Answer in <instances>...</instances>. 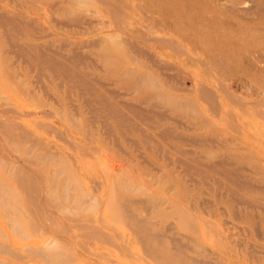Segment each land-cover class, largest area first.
I'll use <instances>...</instances> for the list:
<instances>
[{"label": "rangeland", "instance_id": "374dc122", "mask_svg": "<svg viewBox=\"0 0 264 264\" xmlns=\"http://www.w3.org/2000/svg\"><path fill=\"white\" fill-rule=\"evenodd\" d=\"M262 2L0 0V264H264Z\"/></svg>", "mask_w": 264, "mask_h": 264}, {"label": "bare ground", "instance_id": "6f19581e", "mask_svg": "<svg viewBox=\"0 0 264 264\" xmlns=\"http://www.w3.org/2000/svg\"><path fill=\"white\" fill-rule=\"evenodd\" d=\"M99 1V0H98ZM104 0H102V2H103ZM101 2V1H100ZM247 2V1H246ZM263 3V2H262ZM224 4H226L225 2H224ZM230 5V3H227V5ZM249 4V3H248ZM221 5H222V3H221ZM263 5H264V3H263ZM108 6V5H107ZM245 6V5H244ZM249 7V6H248ZM250 7H251V5H250ZM260 8V7H259ZM114 9H116V8H114ZM228 9V8H227ZM235 9H236V7H235ZM261 9V8H260ZM113 10V9H112ZM237 10V9H236ZM239 10V9H238ZM237 10V11H238ZM116 11H117V9H116ZM121 11V10H120ZM235 12V11H234ZM70 13V12H69ZM242 14H243V12H242ZM114 15L116 16V13H114ZM241 15V14H240ZM118 16V15H117ZM251 17H252V15H251ZM9 18V17H8ZM76 21H78V20H76ZM113 22V21H112ZM103 23V22H102ZM107 22H105V24H106ZM114 23V22H113ZM116 26V25H115ZM119 28V27H118ZM147 30V29H146ZM123 31V30H122ZM264 32V31H263ZM115 34H117V33H115ZM105 35V34H104ZM130 35V34H129ZM116 36V35H115ZM136 36V35H135ZM161 36V35H160ZM106 37V36H105ZM121 37V36H120ZM6 38H7V36H6ZM99 39V38H98ZM109 39V38H108ZM114 39V38H113ZM117 39H118V37H117ZM127 40V39H126ZM125 40V41H126ZM128 41V40H127ZM96 42V41H95ZM8 43H9V41H8ZM93 43V42H92ZM112 44V43H111ZM132 44V43H131ZM118 46H119V44H117ZM15 46V45H14ZM17 46V45H16ZM19 47V46H18ZM132 46H130V48H131ZM132 48H134V47H132ZM116 49V48H115ZM174 49V48H173ZM179 50V49H178ZM11 51V50H10ZM41 52H43V51H41ZM136 52L137 51H135V54H136ZM139 52V51H138ZM55 53V52H54ZM16 54V53H15ZM256 54V53H255ZM141 55H142V52H141ZM189 56V55H188ZM53 57V56H52ZM67 59V58H66ZM42 60V59H41ZM24 61V60H23ZM51 64V63H50ZM57 64V63H56ZM52 65V64H51ZM30 66V65H29ZM154 66V65H153ZM31 67V66H30ZM254 67H256V66H254ZM49 68H50V66H49ZM48 68V69H49ZM51 68H52V66H51ZM158 68V67H157ZM40 69V68H39ZM56 70V69H55ZM179 70V69H178ZM52 71H54V70H52ZM160 72V71H159ZM39 73V72H38ZM40 75V74H39ZM148 76V75H147ZM150 76V75H149ZM95 77V76H94ZM144 77V76H143ZM39 80V79H38ZM88 80V79H87ZM96 80V79H95ZM145 80V79H144ZM153 80V79H152ZM146 81V80H145ZM40 82V81H39ZM137 82V81H136ZM99 83V82H98ZM103 83V82H102ZM104 84V83H103ZM157 84V83H156ZM155 84V85H156ZM41 86V85H40ZM157 86V85H156ZM201 86V85H200ZM44 87V86H43ZM42 87V88H43ZM153 87V86H152ZM158 87V86H157ZM205 87V86H204ZM160 89V88H159ZM189 89V88H188ZM108 91V90H107ZM112 91V90H111ZM82 92V91H81ZM109 92V91H108ZM195 92V91H194ZM193 92V93H194ZM119 94V93H118ZM147 94V93H146ZM155 95V94H154ZM263 96V95H262ZM167 98V97H166ZM165 98V101L167 100ZM170 98V97H169ZM263 99V98H262ZM156 100V99H155ZM178 100L179 99H177V104H178ZM180 101V100H179ZM232 101V100H231ZM84 102H86V101H84ZM113 102V101H112ZM70 103V102H69ZM118 103V102H117ZM120 103H121V101H120ZM122 103H125V102H122ZM240 103V102H239ZM242 103V102H241ZM116 104V103H115ZM209 104V103H208ZM106 105V104H105ZM118 105V104H117ZM124 105H126V103L124 104ZM127 105H128V103H127ZM251 105V104H250ZM75 106V105H74ZM73 106V107H74ZM135 106V105H134ZM133 106V107H134ZM170 106V105H169ZM168 106V107H169ZM72 107V108H73ZM116 107V106H115ZM137 108V107H136ZM119 109V108H118ZM143 109V108H142ZM1 110V109H0ZM117 110V109H116ZM134 110V109H133ZM140 110V109H139ZM138 110V111H139ZM152 110V109H151ZM43 111H44V109H43ZM143 111V110H142ZM164 111V110H163ZM162 111V112H163ZM211 111V110H210ZM209 111V112H210ZM13 112V111H12ZM47 111H45L44 113H46ZM153 112V111H152ZM212 112V111H211ZM211 112H210V115H211ZM257 112H259V111H257ZM256 112V113H257ZM1 113V112H0ZM155 113V112H154ZM159 113V112H158ZM187 113V112H186ZM3 114V113H2ZM156 114V113H155ZM44 115V114H43ZM46 115V114H45ZM145 115V114H144ZM143 115V116H144ZM262 115H264V114H262ZM261 115V116H262ZM50 116V115H49ZM118 116V115H117ZM162 117V116H161ZM137 118V117H136ZM124 119V118H123ZM141 119V118H140ZM126 120V119H125ZM172 120V119H171ZM179 121V120H178ZM175 122H176V120H175ZM121 126H123V125H121ZM185 127V126H184ZM166 128V127H165ZM137 129V128H136ZM174 130V129H173ZM172 130V131H173ZM49 131V130H48ZM171 131V132H172ZM49 133V132H48ZM122 133V132H121ZM120 133V134H121ZM155 133V132H154ZM156 134V133H155ZM158 134V133H157ZM166 134H167V132H166ZM169 134V133H168ZM151 135V134H150ZM123 136V135H122ZM175 137H176V135H174ZM173 137V136H172ZM88 138V137H87ZM125 138V137H124ZM148 138V137H147ZM160 138V137H159ZM164 139V138H163ZM185 139V138H184ZM115 140H117V138L115 139ZM126 140V139H125ZM197 140V139H196ZM199 140V139H198ZM190 141V140H189ZM204 141V140H203ZM53 142V141H52ZM222 142V141H221ZM117 143V142H116ZM194 143V142H193ZM135 144V143H134ZM137 144V143H136ZM114 145V144H113ZM78 146V145H77ZM227 146V145H226ZM91 147V146H90ZM89 147V148H90ZM147 147H149V146H147ZM159 147V146H158ZM4 148H5V146H4ZM88 148V147H87ZM80 149V148H79ZM30 150V149H29ZM45 150V149H44ZM78 150V149H77ZM97 151H99V149L97 150ZM177 151V150H176ZM181 151V150H180ZM183 151V150H182ZM185 151V150H184ZM189 151V150H188ZM8 152V151H7ZM166 152V151H165ZM208 152V151H207ZM3 153V152H2ZM191 154H192V152H190ZM68 154V153H67ZM166 154V153H165ZM102 155V154H101ZM107 155V154H106ZM198 155V154H197ZM196 156V155H195ZM204 156V155H203ZM110 157V156H109ZM198 157H200V156H198ZM37 158V157H36ZM178 158V157H177ZM108 159V158H107ZM179 159V158H178ZM187 159V158H186ZM109 161V160H108ZM115 161V160H114ZM179 160H177V162H178ZM183 161V160H182ZM110 162V161H109ZM183 163V162H182ZM185 163V162H184ZM188 163V162H187ZM109 164V163H108ZM200 164V163H199ZM217 164V163H216ZM110 166H111V164H109ZM25 166V165H24ZM110 166H109V168H110ZM116 166V165H115ZM187 166V165H186ZM196 166V165H195ZM206 166H208V165H206ZM188 167V166H187ZM189 168V167H188ZM27 169V168H26ZM115 169H116V167H115ZM202 169V168H201ZM236 169V168H235ZM241 169V168H240ZM29 170V169H28ZM111 170V169H110ZM230 172V171H229ZM115 173H117V171L115 172ZM230 173H232V172H230ZM34 174V173H33ZM113 175V174H112ZM116 175V174H115ZM114 175V176H115ZM214 175V174H213ZM92 176V175H91ZM113 177V176H112ZM52 178V177H51ZM92 178H93V176H92ZM91 178V179H92ZM216 179V178H215ZM113 180H114V178H113ZM228 180V179H227ZM237 180V179H236ZM91 182V181H90ZM40 183V182H39ZM206 183V182H205ZM95 184V183H94ZM219 185H220V183H218ZM248 184V183H247ZM243 185V184H242ZM97 186V185H96ZM259 187V186H258ZM44 188V187H43ZM130 188V187H129ZM129 188H127V189H129ZM233 193V192H232ZM222 194V193H221ZM238 194V193H237ZM0 195H1V193H0ZM187 195V194H186ZM94 198H96V197H94ZM191 198V197H190ZM232 198V197H231ZM44 199V198H43ZM259 199V198H258ZM141 200V199H140ZM139 200V201H140ZM238 200V199H237ZM263 200V199H262ZM45 201V200H44ZM142 201H143V199H142ZM147 201H149V200H147ZM235 201V200H234ZM239 201V200H238ZM237 201V202H238ZM244 201V200H243ZM241 203H242V201H240ZM247 202V201H246ZM245 202V203H246ZM264 202V201H263ZM80 203V202H79ZM148 203V202H147ZM236 203V202H235ZM240 203V204H241ZM145 204V203H144ZM246 204H248V203H246ZM251 203H249V205H250ZM264 204V203H263ZM148 207V206H147ZM235 207V206H234ZM6 208V207H5ZM45 208V207H44ZM75 208V207H74ZM73 209V208H72ZM6 210V209H5ZM12 210V209H11ZM47 210H49V209H47ZM74 210V209H73ZM254 210V209H253ZM44 211H45V209H44ZM53 211V210H52ZM128 211V210H127ZM224 211V210H223ZM237 211V210H236ZM13 212V211H12ZM59 212V211H58ZM50 213V212H49ZM52 213H55V212H52ZM149 214V213H148ZM57 215V214H56ZM237 215V214H236ZM129 216V215H128ZM17 219V218H16ZM15 219V220H16ZM136 221H137V219H136ZM139 221V220H138ZM208 222V221H207ZM209 223V222H208ZM256 225V224H255ZM257 227V226H256ZM229 228V227H228ZM230 228H232V227H230ZM234 228V227H233ZM245 228V227H244ZM224 229V228H223ZM253 229H255V228H253ZM258 229V228H257ZM138 230H140V229H138ZM239 230V229H238ZM135 231V230H134ZM224 231V230H223ZM232 231V230H231ZM138 232V231H137ZM231 233V232H230ZM233 234V233H232ZM162 235V234H161ZM228 235V234H227ZM138 237V236H137ZM172 239V238H171ZM139 241H141L140 239H139ZM159 241V240H158ZM172 240H170V242H171ZM244 241V240H243ZM142 242V241H141ZM144 243V242H143ZM240 243V242H239ZM142 245V244H141ZM173 245V244H172ZM184 245V244H183ZM0 246L1 247H3V249H4V251L5 250H7L8 248H10V246L8 247H6V244H4L3 242H0ZM250 246H251V244H250ZM25 247V246H24ZM142 248L144 247V246H141ZM27 248H29L31 251H32V253L33 254H35V255H44V254H46V256H49L50 257V255H53V254H51L52 253V251L51 252H47L44 248L43 249H41L38 245H36V244H29V245H27ZM172 248V247H171ZM23 250H24V248H22ZM28 249V250H29ZM175 249V248H174ZM187 249H188V247H187ZM205 249H206V247H205ZM233 249V248H232ZM2 250V249H1ZM11 250V249H10ZM9 250V251H10ZM15 250V249H14ZM28 250H27V252H28ZM191 250V249H190ZM208 250V249H207ZM20 251H22V250H20ZM24 251H26V247H25V250ZM30 251V252H31ZM201 251V250H200ZM4 253V252H3ZM14 253H15V251H14ZM21 253V252H20ZM213 253V252H212ZM220 254V253H219ZM22 255V254H21ZM149 255V254H148ZM221 255V254H220ZM17 256V255H16ZM16 256H15V258H16ZM20 256V255H19ZM34 256V255H33ZM223 256V255H222ZM22 257V256H21ZM43 258V257H42ZM200 261V260H199ZM201 262V261H200ZM208 262V261H207ZM4 263H6V262H4ZM3 264V263H2ZM6 264H8V263H6Z\"/></svg>", "mask_w": 264, "mask_h": 264}]
</instances>
